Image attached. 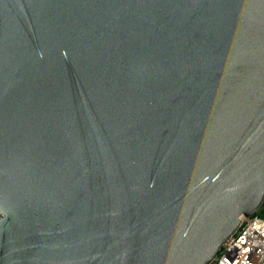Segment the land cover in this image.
I'll return each instance as SVG.
<instances>
[{
  "label": "water",
  "instance_id": "obj_1",
  "mask_svg": "<svg viewBox=\"0 0 264 264\" xmlns=\"http://www.w3.org/2000/svg\"><path fill=\"white\" fill-rule=\"evenodd\" d=\"M264 202V0H0V264H205Z\"/></svg>",
  "mask_w": 264,
  "mask_h": 264
},
{
  "label": "built area",
  "instance_id": "obj_2",
  "mask_svg": "<svg viewBox=\"0 0 264 264\" xmlns=\"http://www.w3.org/2000/svg\"><path fill=\"white\" fill-rule=\"evenodd\" d=\"M205 264H264V216H242L237 229Z\"/></svg>",
  "mask_w": 264,
  "mask_h": 264
},
{
  "label": "rangeland",
  "instance_id": "obj_3",
  "mask_svg": "<svg viewBox=\"0 0 264 264\" xmlns=\"http://www.w3.org/2000/svg\"><path fill=\"white\" fill-rule=\"evenodd\" d=\"M256 214L260 215V216H264V209H261L256 211Z\"/></svg>",
  "mask_w": 264,
  "mask_h": 264
}]
</instances>
